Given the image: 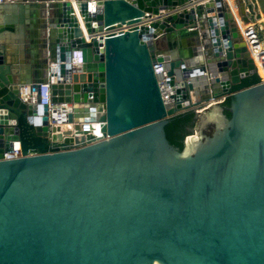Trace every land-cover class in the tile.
<instances>
[{"label":"water","instance_id":"95a60500","mask_svg":"<svg viewBox=\"0 0 264 264\" xmlns=\"http://www.w3.org/2000/svg\"><path fill=\"white\" fill-rule=\"evenodd\" d=\"M235 8L247 23L264 0H59L46 39L79 41L49 45L45 65L0 49V264H264V81ZM23 9L0 7V44L27 41ZM43 83L74 131L20 98ZM188 111L179 148L165 128ZM92 122L103 138L82 132Z\"/></svg>","mask_w":264,"mask_h":264},{"label":"built area","instance_id":"2783aa9c","mask_svg":"<svg viewBox=\"0 0 264 264\" xmlns=\"http://www.w3.org/2000/svg\"><path fill=\"white\" fill-rule=\"evenodd\" d=\"M4 0H0V3ZM89 9L92 13L96 12V1L89 2ZM239 27L244 41L247 44L250 56L253 59L255 68L259 76L264 81V13L261 17L243 23L239 20ZM83 64V55L81 50H74L71 58V65L74 70H79ZM57 65L51 64L49 69V75L53 74ZM154 71L156 75H162L164 68L162 64H154ZM159 88L161 91L162 98L166 104L173 102L172 97L175 95V89L168 85L167 78L163 77L159 79ZM20 98L25 103L38 104L40 106H48V116L50 127H60L61 129H73V125L68 123V116L73 106L72 103L54 104L52 103L51 88L49 83L41 84L40 95L36 92H31L29 86H24L21 89ZM224 98L213 99L211 98L208 102L202 104L199 108L210 107L212 104L222 103ZM102 123L92 122L82 124L81 130L84 133L92 135L94 138H103ZM19 156V151H15L13 154H6V158H16Z\"/></svg>","mask_w":264,"mask_h":264},{"label":"crops","instance_id":"0c3cea01","mask_svg":"<svg viewBox=\"0 0 264 264\" xmlns=\"http://www.w3.org/2000/svg\"><path fill=\"white\" fill-rule=\"evenodd\" d=\"M56 1L59 0H4V2L0 3V7L10 6V3H22L25 7L20 14V11H16L10 13L11 18H16V26L23 24L25 28V37L26 42H15L11 41L10 43L0 44V49L8 50V52H21L27 51L25 55H23V63H29L31 65L36 64H44L47 63L45 60L44 51H46L49 45L59 44V43H70L79 41L80 38H70L64 39L60 42H55L48 39L46 37L50 36V29L48 28V14L51 11V7ZM61 1V0H60ZM234 0H231V2ZM236 14L237 9L235 8ZM238 19L240 17L237 14ZM254 20V18H250V21ZM15 39V38H14ZM173 42L176 43V46L184 52V55H193L195 48L197 47L194 43V39L192 37L186 38V40H181L178 36L173 37ZM162 49H167L162 48Z\"/></svg>","mask_w":264,"mask_h":264},{"label":"trees","instance_id":"16d2710c","mask_svg":"<svg viewBox=\"0 0 264 264\" xmlns=\"http://www.w3.org/2000/svg\"><path fill=\"white\" fill-rule=\"evenodd\" d=\"M227 105H229L227 103ZM225 114L230 117V112L225 110ZM197 125V120L195 118V113L193 111H188L179 114L171 119V121L166 125L167 138L171 144L182 148L183 139L190 133V128H195Z\"/></svg>","mask_w":264,"mask_h":264},{"label":"rangeland","instance_id":"374dc122","mask_svg":"<svg viewBox=\"0 0 264 264\" xmlns=\"http://www.w3.org/2000/svg\"><path fill=\"white\" fill-rule=\"evenodd\" d=\"M204 129H205V131H209L210 125L209 124H206Z\"/></svg>","mask_w":264,"mask_h":264},{"label":"bare ground","instance_id":"6f19581e","mask_svg":"<svg viewBox=\"0 0 264 264\" xmlns=\"http://www.w3.org/2000/svg\"><path fill=\"white\" fill-rule=\"evenodd\" d=\"M198 138H199V135H198Z\"/></svg>","mask_w":264,"mask_h":264},{"label":"flooded vegetation","instance_id":"af4514ba","mask_svg":"<svg viewBox=\"0 0 264 264\" xmlns=\"http://www.w3.org/2000/svg\"><path fill=\"white\" fill-rule=\"evenodd\" d=\"M207 132H209V131H207Z\"/></svg>","mask_w":264,"mask_h":264}]
</instances>
